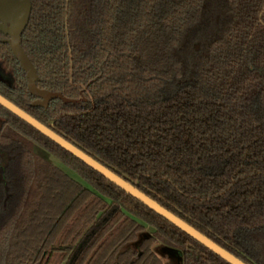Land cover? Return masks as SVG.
<instances>
[{
  "label": "trees",
  "instance_id": "1",
  "mask_svg": "<svg viewBox=\"0 0 264 264\" xmlns=\"http://www.w3.org/2000/svg\"><path fill=\"white\" fill-rule=\"evenodd\" d=\"M30 1L36 84L79 102L32 106L2 33L0 94L264 264V0ZM0 175V264H230L1 105Z\"/></svg>",
  "mask_w": 264,
  "mask_h": 264
},
{
  "label": "water",
  "instance_id": "2",
  "mask_svg": "<svg viewBox=\"0 0 264 264\" xmlns=\"http://www.w3.org/2000/svg\"><path fill=\"white\" fill-rule=\"evenodd\" d=\"M30 12V0H0V33L5 36L3 41L9 45L12 54L25 73L28 91L36 97L31 105L47 108L49 101L53 98H59L64 103L79 102L78 99L65 97L60 92L42 89L37 86V71L22 47L21 38L22 32L28 23ZM0 105L197 240L226 262L230 264H247L1 94Z\"/></svg>",
  "mask_w": 264,
  "mask_h": 264
},
{
  "label": "rangeland",
  "instance_id": "3",
  "mask_svg": "<svg viewBox=\"0 0 264 264\" xmlns=\"http://www.w3.org/2000/svg\"><path fill=\"white\" fill-rule=\"evenodd\" d=\"M38 152H40V154L47 160V161H51L53 163H56L58 165H60L61 167H63L64 169H66L68 172H70L71 174H73L74 176L78 177L77 175H75V173L68 167H66L59 159H57L56 157L50 155L49 153L41 150L38 148ZM146 230H151L150 227H147ZM142 233L138 234V237L136 239V241L128 244L129 246L137 244V242L141 239L142 237ZM260 239L262 241V243L264 244V233L260 236ZM156 252L159 254V256L162 258L163 264H179V260L176 256L169 254L163 250L160 249V245L158 244L157 248L155 249Z\"/></svg>",
  "mask_w": 264,
  "mask_h": 264
},
{
  "label": "flooded vegetation",
  "instance_id": "4",
  "mask_svg": "<svg viewBox=\"0 0 264 264\" xmlns=\"http://www.w3.org/2000/svg\"><path fill=\"white\" fill-rule=\"evenodd\" d=\"M0 178H1V175H0Z\"/></svg>",
  "mask_w": 264,
  "mask_h": 264
}]
</instances>
